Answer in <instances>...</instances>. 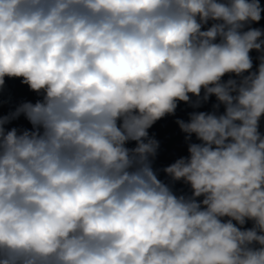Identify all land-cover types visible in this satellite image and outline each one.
<instances>
[{
    "label": "clouds",
    "instance_id": "clouds-1",
    "mask_svg": "<svg viewBox=\"0 0 264 264\" xmlns=\"http://www.w3.org/2000/svg\"><path fill=\"white\" fill-rule=\"evenodd\" d=\"M262 19L261 0H0V96L38 97L0 98V264H264ZM181 103L188 155L158 168L149 130Z\"/></svg>",
    "mask_w": 264,
    "mask_h": 264
},
{
    "label": "water",
    "instance_id": "water-1",
    "mask_svg": "<svg viewBox=\"0 0 264 264\" xmlns=\"http://www.w3.org/2000/svg\"><path fill=\"white\" fill-rule=\"evenodd\" d=\"M261 3L264 4V0H261ZM255 27H264V19L258 25H253ZM251 55L254 58V65L256 63L255 57L257 53L253 52ZM9 97L12 98L13 102H18L22 99H27L31 101H35L38 99L35 93L29 91L26 85L21 84L19 79H7L6 85L3 90L2 96L0 98L7 100ZM212 102H214V98H212ZM211 102L205 105L200 110H210ZM192 109L188 108L186 105L181 103L177 109L176 116L166 117L160 121H158L150 130V134H155V137L161 142V149L156 160L155 166L158 168H162L172 162L180 156H186L187 153V144L184 141V134L180 132L178 125L175 123V119L182 118L187 119V113ZM8 111V105H4L0 108V112L6 113ZM12 126H24L30 127L28 122L24 120L23 117L19 121L14 122ZM261 132H264V119L261 121ZM193 141H195V137H193ZM134 146V145H130ZM161 178L164 179V174L161 172ZM178 190L182 189L183 191H188L187 187L178 183L176 185ZM252 222L249 221L245 227H251Z\"/></svg>",
    "mask_w": 264,
    "mask_h": 264
}]
</instances>
